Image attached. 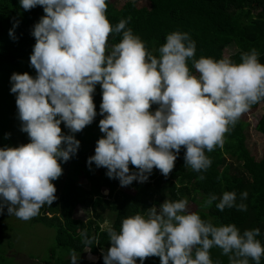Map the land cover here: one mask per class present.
Segmentation results:
<instances>
[{"label":"clouds","instance_id":"clouds-1","mask_svg":"<svg viewBox=\"0 0 264 264\" xmlns=\"http://www.w3.org/2000/svg\"><path fill=\"white\" fill-rule=\"evenodd\" d=\"M20 5L25 11L41 6L44 15L32 30L30 66L36 76L10 77L21 131L30 142L0 148V214L7 208L9 216L29 221L57 199L53 181L63 174L60 161L77 153L80 141L74 134L97 115V84L99 128L105 135L88 165L106 168L122 187L146 182L154 168L168 177L182 147L186 167L207 171L212 161L206 152L223 148L242 115L264 101V64L255 48L242 53L240 63L228 57L197 59L190 34L174 31L157 56L126 27L131 16L115 25L109 21L107 0H20ZM17 25L9 30L13 39ZM121 33L120 42L110 46L109 37ZM62 123L72 134H64ZM247 195L243 192L241 200ZM217 199L210 194L203 207ZM236 199L234 191H225L216 208L246 211ZM107 234L111 247L104 264H137V259L144 264L150 257H159L160 264H214V247L229 264H260L264 256L258 228L241 233L235 224L216 226L190 212L187 199L165 200L147 215L123 219L119 232L109 227ZM70 259L77 264L75 250Z\"/></svg>","mask_w":264,"mask_h":264},{"label":"trees","instance_id":"trees-1","mask_svg":"<svg viewBox=\"0 0 264 264\" xmlns=\"http://www.w3.org/2000/svg\"><path fill=\"white\" fill-rule=\"evenodd\" d=\"M117 6L107 0V18L115 25L121 19L131 16L127 28H131L145 42L153 55H159L158 49L166 42V36L174 31L187 32L196 42V58H224L227 48L234 52L228 56L234 63L241 62V54L255 48L259 61L264 64V0H123ZM44 15L41 6L25 11L20 0H0V65L15 64L25 57L32 45L36 43L32 35L34 25ZM15 39L10 37L9 30L14 23ZM121 34L109 37V45L119 43ZM189 67L195 74L192 62ZM94 103L97 115L92 124L81 132L75 133L80 146L75 155L67 162L60 161L63 174L53 181L56 186L57 199L51 206L45 205L36 216L38 222L56 231V246L47 253V260L42 264H71L70 254L75 250L79 255L77 264H104L111 242L104 214L113 215L112 228L119 232L122 220L135 214L147 215V209L159 206L165 200L177 201L187 199L196 203L199 196L197 213L205 221L214 225L235 224L243 233L244 230L258 228L256 237L264 246V152L257 157L249 150L247 144V114L253 113L258 104L242 115L238 123L226 134L223 148L217 147L206 152L212 163L207 171L196 172L185 166L181 148L175 167L168 177L153 169L146 182L133 181L122 190L118 179L109 178L107 169L97 168L95 163L88 165V158L95 154L96 142L105 134L100 131L99 121L102 89L96 85ZM262 113L256 124V130L264 138V101ZM156 105L152 106L155 111ZM91 133V136L89 135ZM131 171H136L130 165ZM203 175L205 179L199 180ZM83 177L87 186L78 183ZM225 191H234L236 203H244L246 211L233 207L220 211L216 203ZM247 192V198L241 200V194ZM210 194L217 196L211 206L203 207ZM91 210L92 217L87 221L76 218L78 209ZM1 235V228H0ZM92 239L93 243H85ZM62 253L58 254L57 250ZM84 254L87 255L85 258ZM211 258L216 264H226L228 257L219 248L210 250ZM137 264H140L137 259ZM144 264H160L159 257H150ZM249 264H255L254 261ZM260 264H264V256Z\"/></svg>","mask_w":264,"mask_h":264},{"label":"rangeland","instance_id":"rangeland-1","mask_svg":"<svg viewBox=\"0 0 264 264\" xmlns=\"http://www.w3.org/2000/svg\"><path fill=\"white\" fill-rule=\"evenodd\" d=\"M111 4L115 3L118 10L123 5V0H110ZM32 45L29 53L15 64L0 65V148L18 147L21 144L29 143L27 133L21 131V121L18 118L16 107V94L11 93L12 84L10 77L13 73H29L36 76V70L30 66V56L33 52ZM234 52V49L227 48L224 57H228ZM262 113V103L258 104L257 110L247 114L249 126L247 128V144L249 150L255 156L260 157L264 152V138L256 130V124ZM64 134L69 135L70 130L61 124ZM75 135V134H74ZM91 136V133L89 134ZM78 183L87 186L85 178H77ZM121 189L127 190V186H121ZM196 203L188 201V210L197 212L198 204L201 202L199 196L195 197ZM92 217L91 210L78 209L76 218L87 221ZM104 217L107 219L103 228H109L113 215L106 212ZM0 264H42L47 260V253L56 246V231L52 228L37 221L36 217L29 221H23L15 216H9L7 208L3 214H0ZM222 251L221 249H219ZM58 254L62 253L61 249L57 250ZM84 257L87 255L84 254ZM228 264L227 260H225Z\"/></svg>","mask_w":264,"mask_h":264}]
</instances>
